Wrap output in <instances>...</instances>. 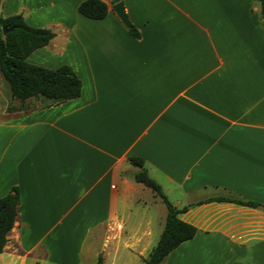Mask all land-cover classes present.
<instances>
[{
  "label": "crops",
  "instance_id": "1",
  "mask_svg": "<svg viewBox=\"0 0 264 264\" xmlns=\"http://www.w3.org/2000/svg\"><path fill=\"white\" fill-rule=\"evenodd\" d=\"M85 1L1 0L55 35L29 63L68 66L82 89L19 104L0 70V199L19 191L0 264H147L168 210L143 171L197 228L162 264H264L260 4L119 0L134 36L110 0L100 20Z\"/></svg>",
  "mask_w": 264,
  "mask_h": 264
},
{
  "label": "trees",
  "instance_id": "2",
  "mask_svg": "<svg viewBox=\"0 0 264 264\" xmlns=\"http://www.w3.org/2000/svg\"><path fill=\"white\" fill-rule=\"evenodd\" d=\"M260 4L261 18L264 24V0H255ZM1 9V0H0ZM78 12L90 19L100 20L107 16L108 6L100 0L83 2ZM7 29L6 35L3 30ZM131 34L137 36L136 30L130 28ZM51 30L36 29L26 24L21 15L4 18L0 13V70L8 82L12 98L21 104L32 98H41L53 103H61L80 97L82 83L68 66L57 70H48L29 63V56L36 50L46 47L54 38ZM13 107L9 112L13 111ZM137 167H143L140 159H131ZM138 183L154 190L167 206L168 214L161 238L147 264H162L164 259L181 244L193 239L197 228L180 219L186 209L177 210L163 195L159 185L145 171L136 174ZM19 202V191L15 187L0 199V252L6 245V237L11 231ZM235 203L255 207L251 202L236 201ZM96 264H103L100 257Z\"/></svg>",
  "mask_w": 264,
  "mask_h": 264
},
{
  "label": "water",
  "instance_id": "3",
  "mask_svg": "<svg viewBox=\"0 0 264 264\" xmlns=\"http://www.w3.org/2000/svg\"><path fill=\"white\" fill-rule=\"evenodd\" d=\"M114 6H113V10L116 12V14L119 16V18L121 19V21L125 24V26H127L128 28H131V24L127 18V15L125 13V9H124V5L122 2H120L119 0H110ZM8 32L7 29L3 30V34L6 35Z\"/></svg>",
  "mask_w": 264,
  "mask_h": 264
},
{
  "label": "rangeland",
  "instance_id": "4",
  "mask_svg": "<svg viewBox=\"0 0 264 264\" xmlns=\"http://www.w3.org/2000/svg\"><path fill=\"white\" fill-rule=\"evenodd\" d=\"M16 102L19 103V104H21V103L18 102V101H16ZM14 110H15V109H13V111H14ZM194 214H196V212H190V213H189L188 215H186V216L181 215V217H182V219H185L186 221L192 220V218L197 219V217H199V216L195 217Z\"/></svg>",
  "mask_w": 264,
  "mask_h": 264
},
{
  "label": "built area",
  "instance_id": "5",
  "mask_svg": "<svg viewBox=\"0 0 264 264\" xmlns=\"http://www.w3.org/2000/svg\"><path fill=\"white\" fill-rule=\"evenodd\" d=\"M100 1L103 2V3L105 2V0H100Z\"/></svg>",
  "mask_w": 264,
  "mask_h": 264
}]
</instances>
